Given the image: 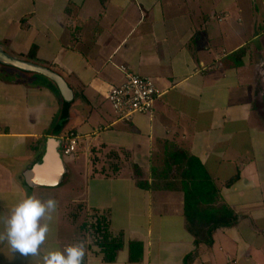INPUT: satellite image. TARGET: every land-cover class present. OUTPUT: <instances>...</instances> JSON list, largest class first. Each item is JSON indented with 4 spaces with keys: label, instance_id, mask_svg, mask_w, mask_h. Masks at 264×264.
<instances>
[{
    "label": "crops",
    "instance_id": "0c3cea01",
    "mask_svg": "<svg viewBox=\"0 0 264 264\" xmlns=\"http://www.w3.org/2000/svg\"><path fill=\"white\" fill-rule=\"evenodd\" d=\"M0 45L71 90L64 99L49 78L0 64V217L25 194L54 198L41 253L82 241L84 264H264V0H0ZM122 66L161 92L149 113L112 111ZM70 132L78 146L64 156ZM50 137L66 172L30 186ZM188 158L237 216L209 245L183 212ZM97 216L122 242L112 261L92 235ZM37 260L0 242V264Z\"/></svg>",
    "mask_w": 264,
    "mask_h": 264
},
{
    "label": "trees",
    "instance_id": "16d2710c",
    "mask_svg": "<svg viewBox=\"0 0 264 264\" xmlns=\"http://www.w3.org/2000/svg\"><path fill=\"white\" fill-rule=\"evenodd\" d=\"M240 52L235 53L239 55ZM65 109L69 102L63 101ZM62 115V114H61ZM61 115L58 120L61 121ZM174 164H179L175 162ZM182 190L184 192L183 212L187 228L194 235L196 242L209 245L215 229L228 227L234 224L237 216L224 204L215 205L218 196L217 188L208 176L204 166L194 158H188L182 170ZM231 181V180H230ZM96 223L91 225L92 235L98 240L100 248L105 253V258L112 261L122 242L110 239L106 217L97 216ZM135 246H140L134 243Z\"/></svg>",
    "mask_w": 264,
    "mask_h": 264
},
{
    "label": "clouds",
    "instance_id": "9594fccd",
    "mask_svg": "<svg viewBox=\"0 0 264 264\" xmlns=\"http://www.w3.org/2000/svg\"><path fill=\"white\" fill-rule=\"evenodd\" d=\"M56 209L57 201L54 198L42 201L35 195H23L6 216L0 217V242H7L13 253L38 257L36 264H84L86 250L82 241L41 253Z\"/></svg>",
    "mask_w": 264,
    "mask_h": 264
},
{
    "label": "water",
    "instance_id": "95a60500",
    "mask_svg": "<svg viewBox=\"0 0 264 264\" xmlns=\"http://www.w3.org/2000/svg\"><path fill=\"white\" fill-rule=\"evenodd\" d=\"M0 64L14 67L21 71L41 74L54 82L59 93L64 99L71 97V90L64 78L57 72L34 61L17 57L6 51L0 45ZM59 140L50 137L47 140L45 152L41 161L33 165L25 173L28 185H56L61 182L63 174L66 172L65 163L58 151Z\"/></svg>",
    "mask_w": 264,
    "mask_h": 264
},
{
    "label": "built area",
    "instance_id": "2783aa9c",
    "mask_svg": "<svg viewBox=\"0 0 264 264\" xmlns=\"http://www.w3.org/2000/svg\"><path fill=\"white\" fill-rule=\"evenodd\" d=\"M120 68L124 72L123 80L117 85H110L106 92L112 111L120 119H129L136 113H149L161 92L150 77L129 72L123 66ZM78 138L74 132L63 138L62 155L69 156L76 151Z\"/></svg>",
    "mask_w": 264,
    "mask_h": 264
},
{
    "label": "rangeland",
    "instance_id": "374dc122",
    "mask_svg": "<svg viewBox=\"0 0 264 264\" xmlns=\"http://www.w3.org/2000/svg\"><path fill=\"white\" fill-rule=\"evenodd\" d=\"M117 117V116H116Z\"/></svg>",
    "mask_w": 264,
    "mask_h": 264
}]
</instances>
